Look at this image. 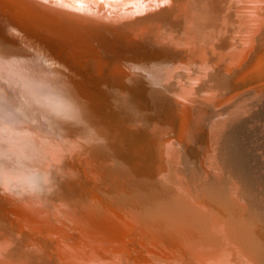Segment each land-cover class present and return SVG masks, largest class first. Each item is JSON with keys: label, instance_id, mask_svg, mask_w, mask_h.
<instances>
[{"label": "bare ground", "instance_id": "bare-ground-1", "mask_svg": "<svg viewBox=\"0 0 264 264\" xmlns=\"http://www.w3.org/2000/svg\"><path fill=\"white\" fill-rule=\"evenodd\" d=\"M191 1L135 56L76 30L53 50L43 16L9 21L26 42L0 21L20 97L0 136V264H264V187L236 139L264 105L213 110L239 87L264 96V0Z\"/></svg>", "mask_w": 264, "mask_h": 264}, {"label": "water", "instance_id": "water-1", "mask_svg": "<svg viewBox=\"0 0 264 264\" xmlns=\"http://www.w3.org/2000/svg\"><path fill=\"white\" fill-rule=\"evenodd\" d=\"M182 0H0V21L10 28L9 21L18 26L26 25L29 15L43 16L53 26H41L36 29L40 32L39 37L51 39L49 44L53 49L58 40L68 39L72 30L80 32L95 40V45L119 39L120 46L116 51L123 56L143 53L152 45L155 32L162 31L159 27L161 21H171L173 24L182 26L183 22L190 19L188 9L178 10ZM189 5H193L188 0ZM192 7V6H191ZM18 14H15L13 10ZM24 13L25 20L19 15ZM27 13V14H26ZM15 19V20H13ZM182 19H185L183 21ZM14 23V25H15ZM169 23V22H167ZM147 25H149L147 27ZM11 29V28H10ZM8 32L6 28L3 29ZM35 30V29H34ZM11 31L18 37H23L24 30ZM23 31V32H22ZM9 40L10 35L1 32ZM119 33V34H118ZM13 34V35H14ZM42 35V36H41ZM153 35V36H152ZM158 39L161 36H157ZM26 48L23 43H17ZM95 52L98 54L99 45ZM99 46V47H97ZM54 50V49H53ZM28 52V51H27ZM36 55L35 53L27 55ZM97 56V55H96ZM91 57V56H89ZM88 57V58H89Z\"/></svg>", "mask_w": 264, "mask_h": 264}, {"label": "rangeland", "instance_id": "rangeland-1", "mask_svg": "<svg viewBox=\"0 0 264 264\" xmlns=\"http://www.w3.org/2000/svg\"><path fill=\"white\" fill-rule=\"evenodd\" d=\"M263 83H264V81H263ZM257 85H260V84H255L253 86L246 87V88H243L240 91H238L240 89V87H239V88H237L238 90L235 89L237 92L235 90L231 91V92H226V91H228L227 89H224V90L222 89V90L218 91L217 94H215L216 98H217V99L216 98L214 99L215 103H217V100L219 101L220 97H223L221 95L224 92L229 97L234 95L233 94L234 92H236L237 94L235 96L236 97L235 99H233L232 101H229V102H225L226 105L222 104V106H219L217 104L218 107L214 106L213 110L215 112H219L218 114H222L221 112H224L222 115L226 116V113L230 112L231 108L234 107L235 105L236 106L243 105L244 110H246V112H247V114L245 116H249V115L253 116L255 114L254 112L258 109V107L260 105H264V96L256 97L257 89H255V88L257 87ZM233 104H235V105H233ZM224 105L226 107L227 106L228 107L226 108ZM225 108H226V110H225ZM227 109H228V111H227ZM262 109H264V108H262ZM257 112H259V111H257ZM259 115H260L259 118L257 116L251 117L252 119H248L247 117H245L248 119L247 123L245 124L246 133L245 132H243L242 134L238 133V135L236 137V139H238V142L241 143L240 149H239V154L241 156L242 161L245 164V167L247 169L246 171H247V173L254 174L253 176L255 178L253 176L251 177L254 181L252 179H250V180L254 183V185L256 184L255 186L258 187V188L257 187L255 188L256 190L257 189L262 190L264 187V185H263L264 184V127H263L264 126V122H263L264 121V114L263 115L259 114ZM250 121H251V123H250ZM259 121H260V123H259ZM262 122H263V124H261ZM261 131H263V133ZM235 133H237L236 130L231 133L232 136ZM255 137H258V138L255 139ZM228 154L233 155L234 153L228 151V152H226V155L229 156ZM242 161H240L239 165H243ZM233 165L235 166L234 168L237 170L238 166H239L238 163L236 162V164L234 163ZM243 167H244V165H243ZM238 170L242 171L240 166H239Z\"/></svg>", "mask_w": 264, "mask_h": 264}, {"label": "snow or ice", "instance_id": "snow-or-ice-1", "mask_svg": "<svg viewBox=\"0 0 264 264\" xmlns=\"http://www.w3.org/2000/svg\"><path fill=\"white\" fill-rule=\"evenodd\" d=\"M19 100L20 97L13 93L12 87L7 84L3 73L0 72V136L3 135L6 118L10 117L11 106ZM0 160H2V154H0Z\"/></svg>", "mask_w": 264, "mask_h": 264}]
</instances>
